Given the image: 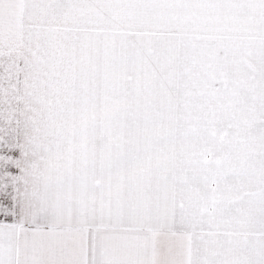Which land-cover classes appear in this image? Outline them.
Returning <instances> with one entry per match:
<instances>
[{
    "label": "snow or ice",
    "instance_id": "1",
    "mask_svg": "<svg viewBox=\"0 0 264 264\" xmlns=\"http://www.w3.org/2000/svg\"><path fill=\"white\" fill-rule=\"evenodd\" d=\"M0 264H264V0H0Z\"/></svg>",
    "mask_w": 264,
    "mask_h": 264
}]
</instances>
